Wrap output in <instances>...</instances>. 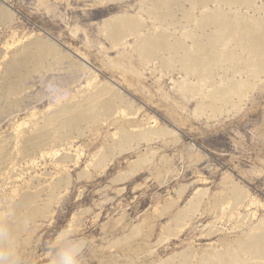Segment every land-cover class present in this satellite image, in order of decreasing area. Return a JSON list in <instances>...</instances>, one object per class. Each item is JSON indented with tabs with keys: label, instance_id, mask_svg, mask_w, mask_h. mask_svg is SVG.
Masks as SVG:
<instances>
[{
	"label": "rangeland",
	"instance_id": "374dc122",
	"mask_svg": "<svg viewBox=\"0 0 264 264\" xmlns=\"http://www.w3.org/2000/svg\"><path fill=\"white\" fill-rule=\"evenodd\" d=\"M160 1L163 10L168 13L169 7H174L177 16L174 26L162 27L172 29L186 45H191L186 33L195 32L198 22H187L184 13L199 19L204 12L226 7L218 0H0V81L4 86L0 145L5 144L7 149L0 161V225L11 221L8 217L20 199V191L32 186L43 189V196L30 212L45 211L35 219L23 214L17 222L23 224L26 220L28 225L18 235L19 264H53L58 247L77 241L85 242L80 264L179 263L182 255H189L192 264H200L203 254L234 245L264 219V75L239 107L229 106L228 111L225 108L214 115L209 111L197 113L196 94L172 92L177 87L174 81L184 78L175 72L178 64H169L168 70L174 75L163 64L155 73L157 61L153 57L161 61L163 52L146 57L150 64L143 72L148 84L142 86L155 92L154 84L162 82L161 98L171 94L185 107V112H180L182 121L172 114L169 101L164 100V107L158 103L159 98L152 103L138 92L137 86L130 88V83L104 69L111 59H122L142 71L146 60L140 47L152 37L149 29L158 25L143 10L157 12L148 7ZM117 13L142 16L144 36L137 37L135 31H129L121 45H113L105 22ZM50 47L54 53L49 52ZM21 60L22 74L12 76L11 63ZM82 65L101 76L99 81L87 82L90 74L85 76ZM163 72L168 75L161 79ZM101 81L120 92L116 108L123 112L118 120L134 112L127 107L134 102L135 109L141 107L142 112L157 120L153 126L165 125L175 135L122 156L119 151L104 170L97 169L103 155L109 154L102 148L115 128L106 124L98 135L92 132L91 124L102 123L107 116L100 114L97 118L98 112L91 111L89 119L80 123V133L73 134L77 137L85 132L75 139V149L82 158L77 165H70L71 182L49 204L50 188L64 175L55 166L61 154L31 163L29 158L17 157L10 147L16 146V139L30 132L51 111L66 107L72 100L84 102L88 93L103 86ZM19 84L21 91L12 93L10 87ZM51 147L49 144L48 149ZM238 191L247 192L248 200L253 199L248 211L236 206ZM246 212H256L257 217L235 235L233 227ZM254 231L264 233V227Z\"/></svg>",
	"mask_w": 264,
	"mask_h": 264
},
{
	"label": "bare ground",
	"instance_id": "6f19581e",
	"mask_svg": "<svg viewBox=\"0 0 264 264\" xmlns=\"http://www.w3.org/2000/svg\"><path fill=\"white\" fill-rule=\"evenodd\" d=\"M162 2L163 1L158 2L156 6L152 5L153 7H148L149 11H157L153 14L143 10V13L150 15V18L158 25L152 26L149 29L148 34L152 37L147 38L145 43L140 47V54L146 60L145 63H142V71L136 69L134 67L135 64H126L124 62L126 60L122 59L114 61H112V59L111 61L108 60L109 63L104 66V69L113 75L120 76L124 83H130V88H132L133 85L137 86L138 92L143 97L149 98L152 103H157L156 99L159 98L160 102L158 101V103L164 107L166 106L164 100L169 101L172 107V114L174 113L181 119L180 112H185V107L180 105L177 100L178 98L176 97V99L171 94H166L168 96L165 99L161 98V95L164 94V92L162 93L163 89L160 88L162 82L160 83L159 81L154 84L156 89L155 92L151 87L142 86L148 84L143 72L150 64V59H146V57H150L157 52H163L161 61L153 57V60L157 61L154 72H158L159 69H161L159 68L160 65L163 64L167 72H173V75L175 72L182 74L184 77L183 80L181 82L174 81L177 87H173L172 92L174 94H177L178 91L184 94L187 92L196 94L195 98L198 102L197 113L209 111L214 115L221 113L225 108L228 111L227 107L229 106H232V108L239 107L248 94L251 93L250 91L255 88L261 76L264 75V0H218L216 1L217 3H224L226 7L220 6L219 9L213 10L211 13L204 12L199 19L195 16H186L184 13V19L187 22H190V20H197L198 22V27L195 32L190 31V33H186V37L190 39L191 45L180 42L172 29L162 27V25L166 24L168 26H174L173 24L177 17L174 14V7H169L170 9L167 10V13L162 8ZM142 18V16L138 15L133 16L128 13H117L115 16L106 20L105 26L107 27V32H109V40L113 42L112 44L121 45V43L125 41L126 34L129 31H135L137 37H143L144 32L142 30L145 27L141 22ZM151 29L152 33L150 32ZM90 43L91 42H89V44ZM135 45L136 43L132 46L134 47ZM49 49H51L49 51L50 53H54V48L50 47ZM151 49H154V51L150 52ZM107 52L108 51L105 52L106 56ZM108 56L107 58H109ZM5 58L7 59V57ZM42 61L43 59L40 60L39 64H41ZM21 62L22 60L11 63L12 76L17 77L22 74L21 70L23 63ZM129 62L133 61L130 60ZM172 62H176L179 66L175 69V72L168 70L170 68L169 64ZM82 70L85 76L88 73L90 74L87 82L93 80L99 81L101 76L96 72L92 73L89 67L82 65ZM229 72H233L234 75H229ZM166 75L168 74L163 72L160 78L162 79V77ZM237 76L240 78L237 79ZM102 83L103 86H98L99 88H95L94 91L88 93L89 96L84 99V102L81 104L73 102L76 101V99L72 100L73 103L71 102L69 105L60 108L56 112H49L50 114H47L42 122H36L34 126L31 127L32 130L30 132H24L25 134L23 137H21L22 135L20 137L18 135L17 137L19 138L16 140L19 139V141H16V146L10 147V150L14 149L12 153L16 154L17 157H22L24 159L29 158L28 162L31 163L37 162V158H47L48 155L50 157L52 154H55L54 156H56V154H58V156L61 154L55 166L59 167L64 175L59 178L54 185L51 184V194L48 197L49 204L52 203L53 198L60 196L62 190L69 184L70 176L68 174V168L70 165H77L80 161V151L75 149V139L80 136L82 137L85 132H83L82 135L78 134L77 137L73 136V134L79 132L80 123L82 120L87 121L89 119L91 111L98 112L97 118H99L100 114H106L107 116L106 121L102 123L95 121V123L91 124V128H93L92 132L98 135L106 124H108L109 127L114 126L115 128V132L109 137H106L107 143L104 146L105 148H102L104 150L106 149L109 154L103 155V158L99 161V166L96 167L97 169H103L105 166L107 167V165L112 162L114 156H122L121 154L124 152L140 150L144 144L154 146L156 142L168 136L175 135V132L169 130L165 125L157 123L153 126L152 124L157 122V120L145 112H142L141 107L135 109L134 102H129L127 105V107L134 112L130 113L126 118L120 117L122 121L118 120V116L123 112L122 109L118 112L116 108L120 92L112 86L108 87L106 85L108 82L101 81L99 84ZM3 87L0 81V100L3 96ZM21 88L22 85L20 84L19 86L12 85V87H10L11 92L16 94L21 91ZM184 100L188 101V97L185 96ZM243 106L244 105H242V108ZM49 144H52L50 150L48 149ZM6 150L5 144L0 145V161L4 160V153ZM38 151L41 153L40 155L37 154ZM74 151H76L77 154H73ZM119 151L120 153L115 155ZM152 154L156 155L157 150ZM98 157L102 156L99 155ZM28 164L30 165V163ZM33 187L34 186L27 190L25 189V192L20 191V199L14 207L13 212L8 217L11 221L1 223V225H5L6 227L7 240L15 252H17V248L20 246L18 235L21 234L24 228L26 229V226L28 227L26 220L23 221V224L22 222L17 223L21 216L24 214L27 219H35L34 217L38 216V214H45V211H43L44 209H35L37 210L36 214L30 212L34 209V206L40 202V198L43 196V189L41 191ZM236 189L234 192H236ZM17 191H19V189ZM244 193L238 191V202L236 206H240V208H244L248 211V208L253 205V199L248 200V193L246 192L247 195ZM247 201L250 203H246ZM47 206L49 205L47 204ZM170 206L172 207V205ZM170 206H168L169 209L171 208ZM234 210L235 208L233 211ZM237 210L238 209H236L235 212H237ZM239 217H241L240 221H238V223L236 222L237 225L233 227L235 235H239L243 229L247 228V222L250 223L254 221L257 214L256 212H246V214L240 215ZM254 227L255 228L249 236L241 240H236L234 245L228 246L225 250L222 249L223 251L203 254L200 264H264V233L262 231H254L264 227V219L260 220ZM232 233L233 232H231V234ZM229 235L230 234H228V236ZM128 240L129 239H126V241ZM181 258L179 263L167 260L159 264H192L189 255H182Z\"/></svg>",
	"mask_w": 264,
	"mask_h": 264
},
{
	"label": "clouds",
	"instance_id": "9594fccd",
	"mask_svg": "<svg viewBox=\"0 0 264 264\" xmlns=\"http://www.w3.org/2000/svg\"><path fill=\"white\" fill-rule=\"evenodd\" d=\"M84 241L58 247L53 256V264H80L79 256ZM0 264H19L18 255L7 240L5 225H0Z\"/></svg>",
	"mask_w": 264,
	"mask_h": 264
}]
</instances>
